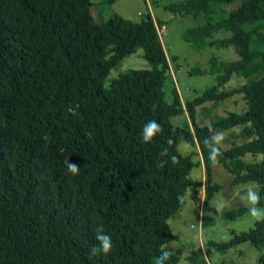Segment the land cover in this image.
<instances>
[{"label":"trees","instance_id":"1","mask_svg":"<svg viewBox=\"0 0 264 264\" xmlns=\"http://www.w3.org/2000/svg\"><path fill=\"white\" fill-rule=\"evenodd\" d=\"M233 2L237 8L227 11ZM92 5L0 0V264H154L161 246L178 239L169 219L182 196L201 185L190 176L193 154L178 150L181 137L202 156L204 205L222 187L213 183L214 166L203 143L209 124L223 132L241 128L235 136L244 141L222 147L219 164L233 175V185H259L264 207V0H184L170 6L181 15L205 16L186 32V41L197 48L232 45L239 56L220 64L217 85L185 104L176 87L173 103L165 99L171 66L152 14L141 22L120 15L98 22ZM222 29L230 37L210 39ZM139 48L151 68L122 72L106 88L111 69ZM255 71L263 77L220 89L234 74L250 78ZM237 94L246 101L243 112L196 122L198 106ZM186 113L183 125L174 126L171 118ZM153 119L163 131L145 143L141 130ZM164 147L179 163L160 156ZM247 155L254 159L246 161ZM66 158L80 167L78 176L66 171ZM246 211L241 206L225 215L235 219ZM97 227L113 239L108 255H89ZM246 241L264 248V222L232 231L227 242L209 241L189 260L209 264L211 253ZM181 253L167 264L177 263ZM257 264H264V253Z\"/></svg>","mask_w":264,"mask_h":264},{"label":"rangeland","instance_id":"2","mask_svg":"<svg viewBox=\"0 0 264 264\" xmlns=\"http://www.w3.org/2000/svg\"><path fill=\"white\" fill-rule=\"evenodd\" d=\"M97 1L101 8L100 19L96 15L98 22L107 21L116 15L134 22H141L149 12L152 14L158 23L159 33L171 66V73L165 84V99L169 104L174 101L175 87L185 104L218 84V78L222 75L221 63L233 62L239 59L236 49L232 45L228 47L204 46L197 48L185 40L186 32L190 28L203 24L205 16L181 15L170 9L171 5L184 0H92L93 3ZM237 6L238 2H233L226 10L231 11ZM221 15L222 12L215 18H219ZM230 35L229 31L222 29L214 32L210 39H226ZM143 54V49L139 48L133 54L125 57L120 64L111 69L104 86L109 88L114 78L129 69L151 68ZM211 59H214L218 67L213 69ZM251 74L250 78L234 74L220 89L230 90L246 84L248 79L257 80L263 77L256 71ZM245 109L246 101L243 99L242 94H237L220 104L207 102L198 106L195 119L199 124H207L216 116H224L229 112H243ZM187 118H189L188 113L174 116L171 121L174 126H182ZM240 130L241 128L237 127L223 132L225 137L223 141L224 148H229L234 142L242 143L244 141L243 138L235 136ZM178 150L183 155L193 154L192 159L195 166L190 176L195 180H200L201 185L188 188L186 194L182 196L181 208L174 217L169 219L170 228L178 236V239L165 245H170L175 249L174 253L181 250L180 259L175 264H193L189 260V256L193 252L203 249L209 241L227 242L232 237V231L240 233L254 226L255 222L248 215V211L235 219H229L225 213L245 206L236 195L237 192L249 186L260 192V187L256 183L233 185V175L222 164H218L213 167V183H218L222 187L215 191L208 203L204 205L206 172L199 149L192 146L190 150L182 152L178 144ZM244 159L251 161L254 157L247 155ZM219 196L228 201V207L217 213L212 207ZM201 211L209 213L201 216ZM197 234H199V239L196 238ZM263 253L264 248L246 241L225 252H213L206 259L210 264H257Z\"/></svg>","mask_w":264,"mask_h":264},{"label":"clouds","instance_id":"3","mask_svg":"<svg viewBox=\"0 0 264 264\" xmlns=\"http://www.w3.org/2000/svg\"><path fill=\"white\" fill-rule=\"evenodd\" d=\"M153 111L156 110V106L153 105ZM163 127L160 123H158L155 119L147 121L141 130L142 140L145 143L151 142L158 134L162 133ZM209 135L204 139V146L209 150L208 159L213 166L219 164L220 157L223 155L222 147L223 141L225 139L224 133L221 130H218L212 127L210 124L208 126ZM173 140L169 139L168 144L171 145ZM191 143L184 139L183 137L179 140V149L183 151H187L191 149ZM161 157H168L172 163H179V159L176 155H171L169 157V149L164 147L160 152ZM166 161L161 160L160 166L164 167ZM64 166L66 171L71 176H78L80 174V167L70 162L69 158L64 160ZM200 192V190H199ZM236 195L239 197L240 201L247 207L248 215L252 218V220L256 223L264 222V207L260 205V194L259 192L249 186L246 189L237 192ZM228 207V201L225 200L222 196H219L213 204V209L217 213L221 212L223 209ZM209 212L201 211V216L207 215ZM94 239L95 244L90 247L89 255L98 256V255H108L113 250V239L112 237L103 229V227H97L94 230ZM197 239H199V234H197ZM175 249H173L170 245H162L160 249V255L154 258V264H167L169 258L174 254Z\"/></svg>","mask_w":264,"mask_h":264},{"label":"crops","instance_id":"4","mask_svg":"<svg viewBox=\"0 0 264 264\" xmlns=\"http://www.w3.org/2000/svg\"><path fill=\"white\" fill-rule=\"evenodd\" d=\"M92 15L95 17V19H97V16L99 17V19L101 17L100 16L101 15V8H100V5H99V2L98 1L95 2V3H93V5H92ZM100 22H102V21H100ZM164 48H165V46H164ZM208 263H209V261H208Z\"/></svg>","mask_w":264,"mask_h":264}]
</instances>
